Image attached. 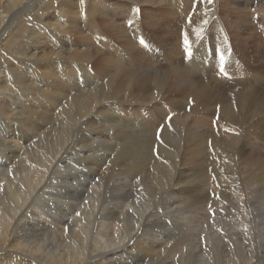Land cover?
Masks as SVG:
<instances>
[{"label": "bare ground", "instance_id": "bare-ground-1", "mask_svg": "<svg viewBox=\"0 0 264 264\" xmlns=\"http://www.w3.org/2000/svg\"><path fill=\"white\" fill-rule=\"evenodd\" d=\"M75 132L84 152L71 155ZM140 164L153 182L132 176ZM116 175L139 182L128 195L144 186L147 203L110 197ZM220 203L250 217L237 245L225 242L230 257L262 263L264 0H0V264H106L130 242L142 261L167 264L168 244L204 232L191 209ZM223 245L200 249L230 264ZM181 252L168 264H186Z\"/></svg>", "mask_w": 264, "mask_h": 264}, {"label": "rangeland", "instance_id": "rangeland-1", "mask_svg": "<svg viewBox=\"0 0 264 264\" xmlns=\"http://www.w3.org/2000/svg\"><path fill=\"white\" fill-rule=\"evenodd\" d=\"M131 5H132V3H130V6L129 7H131ZM129 12H134V9H130L129 10ZM130 17V16H129ZM131 18V17H130ZM132 19V18H131ZM133 20V19H132ZM126 26L129 28V33H131V31L134 29V23L133 24H131V22H130V20H128V19H126ZM111 35V34H110ZM112 37H115V35H111ZM131 36V35H130ZM75 37H77L76 35H73L72 36V38L74 39ZM79 38V37H78ZM131 38L133 39V37L131 36ZM70 39H71V36H70ZM75 39H77V38H75ZM61 48V47H60ZM249 51H250V49H249ZM54 58V59H53ZM51 60H54V61H56V60H59L60 58L59 57H53ZM89 67H91V66H89ZM92 68V67H91ZM84 81V79H83V77H81V78H79L78 80H77V82H78V84L79 85H81V87L83 86V82ZM33 84H35V85H38V83H37V81H35V82H33ZM19 85V84H18ZM14 93H19V95H20V92L17 90V89H15L14 88V91H13ZM69 92L71 93V89H69ZM92 132V131H91ZM77 133H78V135H80V136H82L83 138H88V137H90L91 135H89L90 134V132H88V130L87 129H83L82 127L77 131ZM94 133H96L95 131H94ZM76 134V132L75 133H72V135H71V138H70V147H71V150H68V151H71V152H69V153H71V155H73V153H78V154H82L83 152H84V146L81 144V143H79V142H77L76 141V143H75V145H74V142H73V139H74V135ZM81 139V138H80ZM77 145V146H76ZM74 147V148H73ZM75 149V150H74ZM77 149H79V150H77ZM86 149V148H85ZM144 150H146V148H143ZM142 149V152H141V154L143 153V156H144V150ZM152 154H154V152L152 153ZM70 155V156H71ZM69 156V157H70ZM72 157V156H71ZM99 164V163H98ZM140 165H142V164H140ZM140 165L138 166V167H134L133 168V170H132V176L134 175V174H136L137 173V176L142 180V179H144L146 182L147 181H149V179H150V182L152 181V179H151V173L153 174V173H155L156 174V170L153 168V167H149L148 165L147 166H145V165H142V166H145V167H147V168H145L144 170V173L145 174H142V172H138L140 169H139V167H140ZM137 169V172L135 171ZM78 170H81L80 169V167H79V169ZM140 175V176H139ZM146 176V177H145ZM151 176V177H150ZM119 177V178H118ZM121 178V179H120ZM127 178V181L125 180ZM118 181H117V180ZM120 179V180H119ZM133 179H134V182H133ZM128 178V177H123V176H118V175H116V176H113L112 177V179H111V183H112V186H114V185H122V189H120V190H118V192L116 191V193H114V191H112L111 190V192L110 193H112V195L110 194V197H112L114 194H115V197L118 195V196H120V197H122V196H124V198L125 199H121V198H118V199H120L121 200V204H128V202H130V200H129V198L130 199H132V202H135V203H137L136 205H139V206H142V204H143V206H144V204H146L147 203V199H148V197L146 198V195H145V189L143 188L144 186H141V185H139V187H137V188H139V189H137V191H136V194L135 193H131V194H129V195H131L130 197H129V195H128V191H130V186L132 185V186H134V187H136L137 185H138V183L139 182H137L136 180H135V178ZM113 180V181H112ZM121 180H123V181H121ZM119 181H121V182H119ZM153 182V181H152ZM85 184L87 183L88 184V182L87 181H85L84 182ZM120 183V184H119ZM124 183V184H123ZM130 183H131V185H130ZM132 183H134V184H132ZM175 183V184H174ZM86 184V185H87ZM126 184V185H125ZM146 185V184H145ZM169 185H170V187L171 188H175V187H180L181 186V184L179 185V183H177L176 182V179L174 178V179H172L171 181H170V183H169ZM66 187H67V189L69 188V186L68 185H65ZM88 186H89V184H88ZM148 186V185H147ZM143 189V190H142ZM125 190V191H124ZM138 190H139V192H138ZM122 193V194H121ZM121 194V195H120ZM71 196V195H70ZM133 196V197H132ZM165 197V196H164ZM162 198V197H160L159 198V206H161V207H164V208H170L171 210L172 209H176V208H178V206L180 207H182L183 205H181V202L176 198V197H173V199L171 200H169V203H167V201H165V198ZM231 198L233 199V200H235L234 199V197L233 196H231ZM163 199V200H162ZM177 199V200H176ZM68 200V199H67ZM135 200V201H134ZM71 201V200H70ZM124 201V202H123ZM128 201V202H127ZM142 203H141V202ZM173 201H175V202H173ZM120 202V201H119ZM123 202V203H122ZM161 202V203H160ZM183 203V202H182ZM120 204V203H119ZM141 204V205H140ZM178 204H180V205H178ZM41 205H44L43 203H41ZM125 205H124V207H125ZM129 205H130V203H129ZM170 205H172V206H170ZM225 205V206H224ZM167 206V207H166ZM127 207V209H128V205L126 206ZM224 207V208H223ZM203 208H204V210H203ZM203 208H202V210H201V208L199 209V208H197V209H191V210H193V212H190L189 214H191V215H193L194 217V220L195 221H197V222H200V226H204L205 228H204V232H202V233H199V234H197L198 236L197 237H193L192 239H191V241H192V243H191V241H184V245H182V248H180L181 247V245H173V246H169V244H168V247H167V250H169V252H170V255H168L169 253H166V254H164V256L166 257L167 256V261H166V263L168 264L169 262V260L171 259V260H177V256H178V254L179 253H177V252H181V253H183L182 255H183V257H185L186 259H187V261H186V264H190L189 263V260H190V262L192 261L190 258L191 257H193V256H195V259L197 260V258L199 259V260H197L198 261V263L199 264H205V262H207L206 264H218L217 263V261H215V258L213 257V256H211V255H208V253L206 252V251H204V250H201L200 249V244H201V242H203L204 243V246L207 248V250H209V249H212L214 252L215 251H217V247H216V245H218L219 247L222 245V243L224 244L223 246H224V249H226L225 251L223 250V253H222V258H225L224 260H227V259H231L232 260V262L230 263V264H233L234 262V264H243V260L241 259H239V258H233V257H230V256H232L229 252H227V249H229L228 247H227V245H226V243L228 242L227 240H229V239H231L233 242H234V244L235 245H237V243H238V239L236 238V236L239 234V231L242 229V228H244V225H243V223H246V225H248V226H250L251 224H249V220H250V217L248 216V214L247 213H244V212H236V213H232L231 215H227V213L229 212V211H233L230 207H229V205L227 204H221L220 203V205H219V208H221V209H223V210H221V209H219V210H214L213 208H210V206L208 205V206H203ZM207 210H206V209ZM225 208H227L226 210H225ZM130 209V208H129ZM197 210H199V211H197ZM206 211V212H205ZM217 211V212H216ZM212 212H214V216L213 217H211V220H212V224L213 225H210V226H208L207 225V223L205 222L206 220H205V218L203 217L204 215H207V214H210V213H212ZM220 212V213H219ZM224 212V213H223ZM52 213L54 214H56V211L53 209L52 210ZM204 213V214H203ZM206 213V214H205ZM216 213H218V214H216ZM54 214V216H56V215H59V216H64V215H62V214H60V213H57L56 215ZM159 214H161V213H159ZM158 213H156L155 214V216L153 215V213L151 212L149 215H151L150 216V218H145V220L144 221H146L147 223H148V225H150V228H149V232H150V234L148 233V235H151L150 237H154V238H159L160 236H156L155 234L157 233V230H158V228H156L157 227V221H158V215H159ZM224 216H223V215ZM130 214H128L127 216H129ZM162 215V214H161ZM222 215V216H221ZM240 215H241V217H240ZM69 217H72V214H71V216L70 215H68ZM202 218H201V217ZM234 216V217H233ZM261 216H262V218L258 215V214H256V216H255V224L253 225L257 230H258V232H259V236L261 237V241H264V212H262V214H261ZM65 217V216H64ZM67 217V216H66ZM247 217V218H246ZM59 218V217H58ZM213 218V219H212ZM233 218H235V219H233ZM238 218V219H237ZM64 219H67V218H64ZM72 219V218H71ZM71 219H69V220H71ZM129 219V218H128ZM152 219V220H151ZM156 219V220H155ZM227 219V220H226ZM56 220H58V219H56ZM149 220V221H148ZM160 221H162L163 222V218L162 219H159ZM240 220V221H239ZM151 221V222H150ZM216 221V222H215ZM260 221V222H259ZM149 222H150V224H149ZM166 223V222H165ZM164 223V224H165ZM220 223V224H219ZM152 224V225H151ZM50 225H53V222H51L50 223ZM57 225V224H56ZM160 225H162V224H160ZM58 226V225H57ZM159 226V225H158ZM153 227V228H152ZM166 229L168 230V229H170L169 230V232L171 233V231H175L176 229H174V228H171V225L169 224H166ZM215 227V228H214ZM210 228V229H209ZM259 228V229H258ZM156 229V230H155ZM165 229V228H164ZM240 229V230H239ZM51 230V229H50ZM112 229H109V234H107V237H111V234L113 233V231H111ZM226 230V231H225ZM235 230V231H234ZM52 231V230H51ZM207 233V236H204L203 234H206ZM62 234H64L63 232H62ZM66 234V233H65ZM201 234V235H200ZM229 234V235H228ZM106 236V235H105ZM226 237V238H225ZM201 238H203V239H201ZM204 238H209V240H204ZM229 238V239H228ZM263 238V239H262ZM196 239V240H195ZM221 239V240H220ZM224 239V240H223ZM216 241V242H215ZM219 241V242H218ZM227 241V242H226ZM226 242V243H225ZM231 242V241H230ZM230 242H228V243H230ZM189 245H188V244ZM198 244V246L196 247V246H193V244ZM207 243V244H206ZM264 243V242H263ZM185 248H184V247ZM171 248V250H172V252H171V250H170V248ZM179 247V248H178ZM174 248H175V250H174ZM264 248V247H263ZM263 248L261 247V249L263 250ZM178 249V250H177ZM180 249H181V251H180ZM186 249V250H185ZM190 249H192V252H191V250ZM188 250V251H187ZM196 250H197V252H196ZM124 251V252H123ZM123 251H121L120 253H117L116 254V256H113V258H110V259H108L109 260V262H107L106 264H146L147 262H148V260H146L147 258H145L143 261H142V257L140 256V254L138 253V252H136V250L134 249V245H133V242H130V244H129V246L127 247V248H125ZM129 251H131V252H129ZM175 251V252H174ZM203 251V252H202ZM264 251V250H263ZM195 253V254H194ZM197 253H198V256H197ZM119 254V256H117ZM134 254V255H133ZM136 254V255H135ZM174 254V255H173ZM191 254H193V255H191ZM200 254V255H199ZM172 255H173V257H172ZM177 255V256H176ZM176 256V257H175ZM197 256V257H196ZM225 256V257H224ZM124 257V260H122V258ZM169 257V258H168ZM202 257V258H201ZM119 258V259H118ZM125 258H127V260L125 259ZM138 258V259H137ZM114 259V260H113ZM139 259H140V262H139ZM189 259V260H188ZM193 259V258H192ZM201 259V260H200ZM237 259L239 260V261H237ZM112 260V261H111ZM120 260V261H119ZM146 260V261H145ZM112 263H111V262ZM113 261H114V263H113ZM136 261V262H135ZM142 261V262H141ZM145 261V262H144ZM234 261V262H233ZM172 262H174V261H172ZM238 262V263H237ZM253 263H255V264H258L259 262H255V261H253ZM148 264V263H147ZM260 264H264V261L262 262V263H260Z\"/></svg>", "mask_w": 264, "mask_h": 264}, {"label": "snow or ice", "instance_id": "snow-or-ice-1", "mask_svg": "<svg viewBox=\"0 0 264 264\" xmlns=\"http://www.w3.org/2000/svg\"><path fill=\"white\" fill-rule=\"evenodd\" d=\"M209 3H211V0H209ZM141 43H143V40L141 41ZM184 44H185V46H186V48H187V55H188V57L189 58H194V52H193V50H192V48H191V46H190V41H189V39H188V37H187V35H185V37H184ZM205 55H207V52L205 53ZM221 72L224 74V75H227V73L224 71V68H223V56H221Z\"/></svg>", "mask_w": 264, "mask_h": 264}]
</instances>
